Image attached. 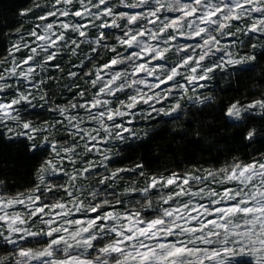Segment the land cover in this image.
<instances>
[{"label": "snow or ice", "instance_id": "obj_1", "mask_svg": "<svg viewBox=\"0 0 264 264\" xmlns=\"http://www.w3.org/2000/svg\"><path fill=\"white\" fill-rule=\"evenodd\" d=\"M14 17L0 264H264V0H23ZM209 125L245 151L125 163L133 144L165 151L158 126Z\"/></svg>", "mask_w": 264, "mask_h": 264}, {"label": "trees", "instance_id": "obj_2", "mask_svg": "<svg viewBox=\"0 0 264 264\" xmlns=\"http://www.w3.org/2000/svg\"><path fill=\"white\" fill-rule=\"evenodd\" d=\"M23 0H0V33L7 31L4 24L14 22V9ZM6 42L3 36L0 35V55L3 54ZM231 94V93H230ZM208 112L209 110H205ZM207 119L210 121L211 117ZM205 139L197 140L194 136H188L182 138L179 135L173 136L168 129L157 127V138L151 142V144H158L161 149L165 151L156 152L150 150V145H143L137 147L133 144L132 147L125 149L124 155L130 157L125 163H131L132 161L145 163L146 166L153 171L163 172L165 169L181 170L187 166H190V161L204 163L206 160L213 158H219L221 161L225 158V155L232 149L237 151L233 152V155H238L245 150L240 145L231 141L228 136L215 133L209 125L207 132L205 133ZM256 148H264V146L257 144ZM251 152L252 149H247ZM222 153L224 155H222ZM7 156L8 164L13 163L23 165L22 160L16 161L10 153H5ZM4 165L0 163V171H2ZM25 171L23 167L15 169L16 173L22 174ZM135 178V177H133ZM9 183L11 184H23L21 175H10ZM18 190H23L19 188ZM0 255H3V251L0 250Z\"/></svg>", "mask_w": 264, "mask_h": 264}, {"label": "rangeland", "instance_id": "obj_3", "mask_svg": "<svg viewBox=\"0 0 264 264\" xmlns=\"http://www.w3.org/2000/svg\"><path fill=\"white\" fill-rule=\"evenodd\" d=\"M163 87V86H162Z\"/></svg>", "mask_w": 264, "mask_h": 264}]
</instances>
